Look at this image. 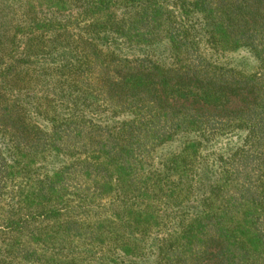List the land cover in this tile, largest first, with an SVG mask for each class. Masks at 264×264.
I'll return each mask as SVG.
<instances>
[{"label":"trees","instance_id":"16d2710c","mask_svg":"<svg viewBox=\"0 0 264 264\" xmlns=\"http://www.w3.org/2000/svg\"><path fill=\"white\" fill-rule=\"evenodd\" d=\"M0 264H264V0H0Z\"/></svg>","mask_w":264,"mask_h":264}]
</instances>
